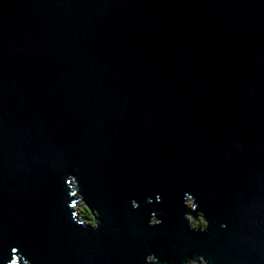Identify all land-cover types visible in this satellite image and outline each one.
Masks as SVG:
<instances>
[{
    "label": "water",
    "instance_id": "95a60500",
    "mask_svg": "<svg viewBox=\"0 0 264 264\" xmlns=\"http://www.w3.org/2000/svg\"><path fill=\"white\" fill-rule=\"evenodd\" d=\"M191 262L264 264V0H0V264Z\"/></svg>",
    "mask_w": 264,
    "mask_h": 264
},
{
    "label": "rangeland",
    "instance_id": "374dc122",
    "mask_svg": "<svg viewBox=\"0 0 264 264\" xmlns=\"http://www.w3.org/2000/svg\"><path fill=\"white\" fill-rule=\"evenodd\" d=\"M190 201V200H189ZM75 208L77 209V210H79L80 211V213H81V217L82 218H84L85 220H88L89 222H93V220H94V218L92 217V215H88V212H87V210H86V208L84 207V205H83V203L81 204V206L80 205H76L75 206ZM190 221H191V223L193 224V225H196L195 223H197L198 222V219H196V220H192L191 218H190Z\"/></svg>",
    "mask_w": 264,
    "mask_h": 264
},
{
    "label": "trees",
    "instance_id": "16d2710c",
    "mask_svg": "<svg viewBox=\"0 0 264 264\" xmlns=\"http://www.w3.org/2000/svg\"><path fill=\"white\" fill-rule=\"evenodd\" d=\"M90 216V214H88ZM196 224V227H203L205 225L204 219L202 217H200V219L198 220ZM191 264H200L198 262H191Z\"/></svg>",
    "mask_w": 264,
    "mask_h": 264
}]
</instances>
